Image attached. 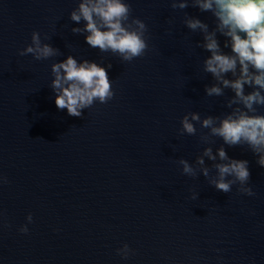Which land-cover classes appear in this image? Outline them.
I'll list each match as a JSON object with an SVG mask.
<instances>
[{
  "label": "water",
  "instance_id": "95a60500",
  "mask_svg": "<svg viewBox=\"0 0 264 264\" xmlns=\"http://www.w3.org/2000/svg\"><path fill=\"white\" fill-rule=\"evenodd\" d=\"M78 2L0 0V176L8 181L0 184V264H264V168L257 157L199 123L195 136H179L190 112L202 121L242 108L227 106L234 92L203 71L210 56L197 46L203 34L184 24L187 14L214 31L215 17L191 5L173 9L172 0H127L131 18L147 27L148 49L124 62L87 45V33L72 32L84 27L70 19ZM34 31L60 55H18ZM216 39L231 54L227 38L217 32ZM69 55L105 67L114 92L79 118L57 109L50 87L51 65ZM214 85L222 96H207ZM253 90L245 86V94ZM208 147L247 160L249 181L223 193L202 174L182 175L176 161L198 168ZM204 160L216 177L219 158ZM24 225L27 234L19 231ZM125 244L128 259L117 255Z\"/></svg>",
  "mask_w": 264,
  "mask_h": 264
},
{
  "label": "clouds",
  "instance_id": "9594fccd",
  "mask_svg": "<svg viewBox=\"0 0 264 264\" xmlns=\"http://www.w3.org/2000/svg\"><path fill=\"white\" fill-rule=\"evenodd\" d=\"M191 7L200 12H211L215 17L216 28L209 31L208 24L200 19L185 15L184 24L191 32L203 34L202 47L210 56L203 62V71L210 73L223 88H230L234 98L229 100L228 107L242 105L231 114L220 117H207L201 121L198 113H188L180 121L179 136H195V123L202 128L210 129V136L219 137L229 147L247 146L256 157V163L264 168V115L258 114L257 108L264 107V0H172L173 9L184 10ZM132 8L127 0H79L78 6L70 13V19L76 24L84 22L83 28H72L76 34L87 33L85 42L91 48L102 53L111 52L124 62H132L143 57L148 44L145 33L147 27L138 18H131ZM219 32L227 38L225 48L231 54H225L220 47L216 34ZM47 39V37H45ZM20 56L31 55L34 60H48L60 55L59 50L48 43H43L39 32L31 34V44L18 53ZM111 68V64L108 65ZM237 69H239L237 75ZM231 73L235 79H225ZM50 87L55 94V105L58 110H67L71 117H81L84 109L95 103L107 104L114 98L112 83L108 71L95 62L84 60L78 62L71 55L66 60L51 65ZM254 90L245 94V86ZM223 88L206 87L207 96H222ZM218 122V126L217 125ZM206 142L207 137H201ZM204 157L221 163L214 164L217 176H209ZM182 168V175L198 178L202 174L208 178L210 185L217 191L229 193L232 185L239 182L246 184L251 176L247 160L231 159L226 150L220 147L216 155L212 148H205L198 156L194 167L185 159L176 161ZM231 177L232 179H228ZM7 178L0 176V184L7 183ZM247 195H254L251 188H244ZM197 199V194L191 197ZM32 223V215L26 217ZM19 231L28 233L26 225ZM130 247L125 244L117 250V255L128 259Z\"/></svg>",
  "mask_w": 264,
  "mask_h": 264
}]
</instances>
